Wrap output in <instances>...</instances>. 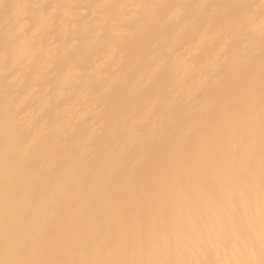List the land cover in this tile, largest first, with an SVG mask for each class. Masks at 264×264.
Here are the masks:
<instances>
[{"label": "bare ground", "instance_id": "6f19581e", "mask_svg": "<svg viewBox=\"0 0 264 264\" xmlns=\"http://www.w3.org/2000/svg\"><path fill=\"white\" fill-rule=\"evenodd\" d=\"M0 264H264V0H0Z\"/></svg>", "mask_w": 264, "mask_h": 264}]
</instances>
